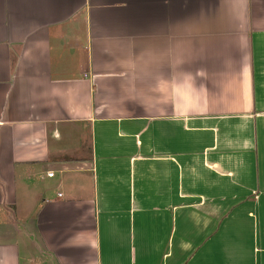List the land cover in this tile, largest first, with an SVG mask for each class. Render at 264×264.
I'll list each match as a JSON object with an SVG mask.
<instances>
[{
    "label": "crops",
    "instance_id": "1",
    "mask_svg": "<svg viewBox=\"0 0 264 264\" xmlns=\"http://www.w3.org/2000/svg\"><path fill=\"white\" fill-rule=\"evenodd\" d=\"M0 264H264V0H0Z\"/></svg>",
    "mask_w": 264,
    "mask_h": 264
},
{
    "label": "clouds",
    "instance_id": "2",
    "mask_svg": "<svg viewBox=\"0 0 264 264\" xmlns=\"http://www.w3.org/2000/svg\"><path fill=\"white\" fill-rule=\"evenodd\" d=\"M154 87L167 93L173 103L181 101V92H185L191 103H197L200 96V86L196 82V76L187 71L176 70L169 75L160 74L156 77Z\"/></svg>",
    "mask_w": 264,
    "mask_h": 264
},
{
    "label": "built area",
    "instance_id": "3",
    "mask_svg": "<svg viewBox=\"0 0 264 264\" xmlns=\"http://www.w3.org/2000/svg\"><path fill=\"white\" fill-rule=\"evenodd\" d=\"M52 173H53L52 171H47V172H46V174H47L48 176H51Z\"/></svg>",
    "mask_w": 264,
    "mask_h": 264
}]
</instances>
